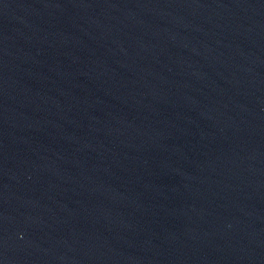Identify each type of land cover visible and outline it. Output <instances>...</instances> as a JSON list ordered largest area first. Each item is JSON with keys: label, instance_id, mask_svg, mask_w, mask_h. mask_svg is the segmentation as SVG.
Listing matches in <instances>:
<instances>
[{"label": "water", "instance_id": "water-1", "mask_svg": "<svg viewBox=\"0 0 264 264\" xmlns=\"http://www.w3.org/2000/svg\"><path fill=\"white\" fill-rule=\"evenodd\" d=\"M0 264H264V0H0Z\"/></svg>", "mask_w": 264, "mask_h": 264}]
</instances>
